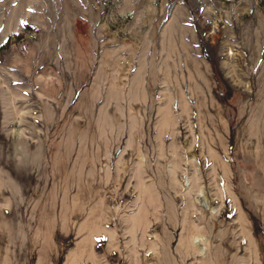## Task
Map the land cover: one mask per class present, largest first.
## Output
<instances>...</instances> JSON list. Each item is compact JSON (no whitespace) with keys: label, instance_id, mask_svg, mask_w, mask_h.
Returning <instances> with one entry per match:
<instances>
[{"label":"rangeland","instance_id":"obj_1","mask_svg":"<svg viewBox=\"0 0 264 264\" xmlns=\"http://www.w3.org/2000/svg\"><path fill=\"white\" fill-rule=\"evenodd\" d=\"M0 264H264V0H0Z\"/></svg>","mask_w":264,"mask_h":264},{"label":"bare ground","instance_id":"obj_2","mask_svg":"<svg viewBox=\"0 0 264 264\" xmlns=\"http://www.w3.org/2000/svg\"><path fill=\"white\" fill-rule=\"evenodd\" d=\"M197 237H194L193 239L195 240Z\"/></svg>","mask_w":264,"mask_h":264}]
</instances>
